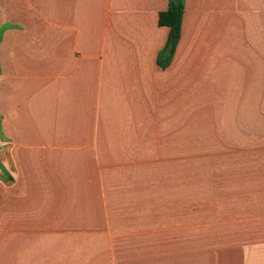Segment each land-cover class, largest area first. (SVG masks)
I'll return each instance as SVG.
<instances>
[{
	"label": "crops",
	"instance_id": "obj_1",
	"mask_svg": "<svg viewBox=\"0 0 264 264\" xmlns=\"http://www.w3.org/2000/svg\"><path fill=\"white\" fill-rule=\"evenodd\" d=\"M0 0V264H264V0Z\"/></svg>",
	"mask_w": 264,
	"mask_h": 264
},
{
	"label": "trees",
	"instance_id": "obj_2",
	"mask_svg": "<svg viewBox=\"0 0 264 264\" xmlns=\"http://www.w3.org/2000/svg\"><path fill=\"white\" fill-rule=\"evenodd\" d=\"M183 1L184 0H169L167 9L160 12L158 15V25L170 30L169 39L157 57V64L162 68L170 62L175 45L179 39L183 16ZM172 38H175L174 42H171Z\"/></svg>",
	"mask_w": 264,
	"mask_h": 264
},
{
	"label": "water",
	"instance_id": "obj_3",
	"mask_svg": "<svg viewBox=\"0 0 264 264\" xmlns=\"http://www.w3.org/2000/svg\"><path fill=\"white\" fill-rule=\"evenodd\" d=\"M175 41V38H172L171 42H174Z\"/></svg>",
	"mask_w": 264,
	"mask_h": 264
},
{
	"label": "rangeland",
	"instance_id": "obj_4",
	"mask_svg": "<svg viewBox=\"0 0 264 264\" xmlns=\"http://www.w3.org/2000/svg\"><path fill=\"white\" fill-rule=\"evenodd\" d=\"M172 40V39H171Z\"/></svg>",
	"mask_w": 264,
	"mask_h": 264
}]
</instances>
